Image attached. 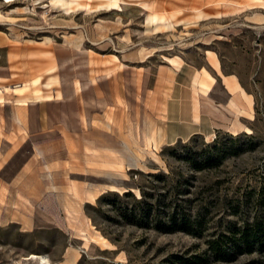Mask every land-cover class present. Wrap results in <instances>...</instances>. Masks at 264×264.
<instances>
[{"label":"rangeland","instance_id":"obj_1","mask_svg":"<svg viewBox=\"0 0 264 264\" xmlns=\"http://www.w3.org/2000/svg\"><path fill=\"white\" fill-rule=\"evenodd\" d=\"M58 1L0 0V37L22 52L23 71L37 68L23 83L52 65L63 68L57 72L70 91L63 119L70 196L64 198L67 214L59 217L68 225H50L38 212L42 222L30 233L18 225L0 227V264H38L30 255L46 256L51 264H264V3L209 0L215 17L181 26L163 11L169 25L155 30L166 32L153 34L146 12L124 5L121 12L120 0L119 8L113 0H86L87 11L78 12ZM215 55L225 73L241 76V133L220 131L213 139L197 136L157 152L147 149L143 138L156 135L148 86L158 69L174 56L200 67ZM37 61L43 66H34ZM109 74L114 84L94 86ZM38 83L25 84L22 93ZM94 148L115 153L94 157ZM104 161L112 165H100ZM59 174L58 186L65 189L61 167ZM176 186L169 201L188 214L191 232L155 225L159 211L169 223V211L156 199ZM142 191L156 198L148 225L125 221L120 211L132 210ZM92 192L98 193L95 201ZM128 192L133 197L124 198ZM119 199L121 207L114 204ZM48 201L57 215L56 199ZM245 235L252 252L238 251Z\"/></svg>","mask_w":264,"mask_h":264},{"label":"crops","instance_id":"obj_2","mask_svg":"<svg viewBox=\"0 0 264 264\" xmlns=\"http://www.w3.org/2000/svg\"><path fill=\"white\" fill-rule=\"evenodd\" d=\"M183 1L120 0L119 11L123 12L122 5L140 7L146 12L153 34L166 32L155 30L156 25L151 24L150 17L157 14L154 12L164 17L167 14L161 12L171 13L167 17H175L176 26L216 16L217 8L209 0ZM21 53L0 37V227L18 225L23 232L30 233L42 222L38 212L50 225H68L67 219L62 220L59 215L67 214L64 198L70 196L68 176L64 175V165L68 166L70 161L69 129L63 126L64 116H69L70 91L57 72L63 68L57 64L38 71L34 79L23 83V77L32 75L37 68L29 69V73L28 69L23 71L26 60ZM206 60L205 66L197 67L181 56H174L158 69L153 87L148 86V99L156 103L151 133L156 134L160 148L197 136L213 139L220 131L232 133L236 129L241 133V108L231 105L233 102L241 105V76L225 73L216 55ZM37 62L34 66H43ZM112 75L95 79L94 86L114 84ZM36 79L39 83L22 93L24 85ZM79 86L83 89L84 84L78 83ZM74 91L76 95L82 91L77 90V83ZM104 151L115 153L112 149L94 148L93 155L99 157ZM49 156L51 160L47 161ZM107 164L112 165L100 163ZM59 167L61 181L66 180L65 189L61 190ZM48 199H56L60 207L57 215L47 209Z\"/></svg>","mask_w":264,"mask_h":264},{"label":"trees","instance_id":"obj_3","mask_svg":"<svg viewBox=\"0 0 264 264\" xmlns=\"http://www.w3.org/2000/svg\"><path fill=\"white\" fill-rule=\"evenodd\" d=\"M216 145H213V146L216 148ZM213 156H218V155H213ZM217 158L220 159L221 156L219 155ZM206 160L208 163H210L212 159L210 157L209 159H206ZM194 166L197 169H201V167H199L196 164ZM151 177L164 180V182H167V179H168L165 175H159V174H152ZM177 189L178 187L176 186L175 188L167 191L164 195H160L159 199L158 198L156 199L154 195H151L149 193H146L145 191H142V197L140 199L134 198V202H133L134 208L132 210L128 211V208H126V209H123L122 211V208H121L120 210L122 213L121 216L123 217L125 221L136 222L138 225H143L144 223L148 225V222H149L148 219H149L151 210L155 206L151 204L150 200L156 199V202L159 204L160 208L164 207L163 208L164 210L169 211L168 213H166L167 221H169V223L167 224L164 221L165 217L162 218L161 220L159 219L161 218L160 215H162V212L160 211L158 212L159 218L157 221H155V225L157 229L174 230L176 228H180L182 230L191 232L192 222L190 221L188 214H186V212H184L183 210H180V205H177L175 201H172V200L169 201V199L173 197ZM123 197L129 198V197H133V195L128 192V193H125ZM121 202H122L121 200L117 202L115 201L114 204L116 206L121 207L123 206ZM165 225H168V227ZM250 238L251 237L249 235H245L243 237L242 244H243L244 249L241 248L238 251L242 252L243 250H246L247 252H252L253 243H251Z\"/></svg>","mask_w":264,"mask_h":264},{"label":"bare ground","instance_id":"obj_4","mask_svg":"<svg viewBox=\"0 0 264 264\" xmlns=\"http://www.w3.org/2000/svg\"><path fill=\"white\" fill-rule=\"evenodd\" d=\"M86 0H59V4H61L62 2H64L65 6H67V9L71 12H78V11H87V4L85 3ZM258 3V2H257ZM259 3L263 4L264 2H262L261 0H259ZM113 7L114 8H119V1L118 0H113ZM158 14V13H157ZM155 14L152 18L153 23L156 25V29L161 28V26H166L168 27V25L166 24V20L164 16H159V14L157 15ZM164 27V28H166ZM170 28V27H169ZM241 94V93H240ZM244 93L242 92L241 94V105L233 102L231 105L232 107H239V109L241 108V110L244 109ZM236 110V109H235ZM234 130V129H233ZM234 134H238L237 130L233 131ZM160 141L157 138L156 135H150L149 137L146 138V148L147 149H151L153 152L154 151H158L159 150V146H160ZM117 167V166H116ZM111 191H115V189L112 188ZM98 193H90L89 194V199L92 201H95V199L97 198ZM27 259H31V260H36L38 264H51V261L46 257V256H38V255H30Z\"/></svg>","mask_w":264,"mask_h":264}]
</instances>
